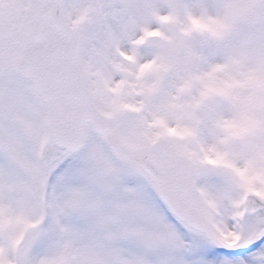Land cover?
<instances>
[{
  "label": "snow or ice",
  "instance_id": "6c2138e0",
  "mask_svg": "<svg viewBox=\"0 0 264 264\" xmlns=\"http://www.w3.org/2000/svg\"><path fill=\"white\" fill-rule=\"evenodd\" d=\"M0 264H264V0H0Z\"/></svg>",
  "mask_w": 264,
  "mask_h": 264
}]
</instances>
